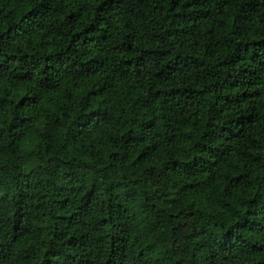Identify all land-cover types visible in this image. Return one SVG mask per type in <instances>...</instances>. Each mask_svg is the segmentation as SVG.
Returning <instances> with one entry per match:
<instances>
[{"label":"trees","instance_id":"16d2710c","mask_svg":"<svg viewBox=\"0 0 264 264\" xmlns=\"http://www.w3.org/2000/svg\"><path fill=\"white\" fill-rule=\"evenodd\" d=\"M0 264H264V0H0Z\"/></svg>","mask_w":264,"mask_h":264}]
</instances>
